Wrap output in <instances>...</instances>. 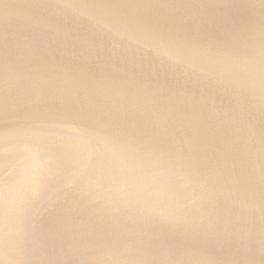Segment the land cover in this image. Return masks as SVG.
<instances>
[{
  "label": "water",
  "instance_id": "water-1",
  "mask_svg": "<svg viewBox=\"0 0 264 264\" xmlns=\"http://www.w3.org/2000/svg\"><path fill=\"white\" fill-rule=\"evenodd\" d=\"M0 264H264V0H0Z\"/></svg>",
  "mask_w": 264,
  "mask_h": 264
}]
</instances>
